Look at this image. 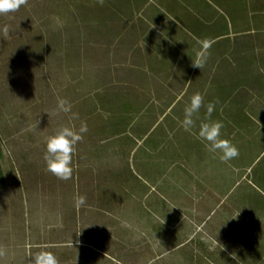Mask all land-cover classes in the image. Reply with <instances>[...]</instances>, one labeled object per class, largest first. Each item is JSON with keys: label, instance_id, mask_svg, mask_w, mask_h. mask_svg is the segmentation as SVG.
<instances>
[{"label": "rangeland", "instance_id": "obj_1", "mask_svg": "<svg viewBox=\"0 0 264 264\" xmlns=\"http://www.w3.org/2000/svg\"><path fill=\"white\" fill-rule=\"evenodd\" d=\"M197 93V123L212 103L239 150L228 163L181 126ZM82 125L59 179L46 140ZM41 251L264 264V0H26L0 14V264Z\"/></svg>", "mask_w": 264, "mask_h": 264}, {"label": "clouds", "instance_id": "obj_2", "mask_svg": "<svg viewBox=\"0 0 264 264\" xmlns=\"http://www.w3.org/2000/svg\"><path fill=\"white\" fill-rule=\"evenodd\" d=\"M25 2L26 0H0V14L16 12ZM209 47L210 44L208 42L202 43L201 49L196 53L195 60H191L193 67L197 69L204 67L208 59L207 50ZM202 106H204L203 97L198 93L194 94L184 109V118L181 121V126L185 132L194 134L203 144L206 151L216 155L222 163H228L239 156V150L230 140L223 138L222 122L210 118L214 111L212 103L206 106L208 118L197 123L198 114ZM58 108L66 113L71 111V105L66 100H59ZM87 130L86 125H82L78 131L71 127H62L54 135L47 138L44 162L51 174L59 179L66 180L70 178L76 145L83 139L82 134L86 133ZM84 202L85 197L81 196L78 198L79 204ZM33 264H58V261L51 252L41 251L35 254Z\"/></svg>", "mask_w": 264, "mask_h": 264}]
</instances>
